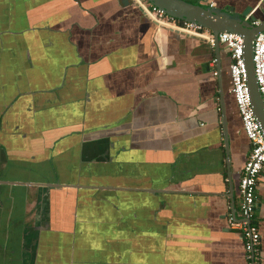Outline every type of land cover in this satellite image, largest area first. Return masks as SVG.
Wrapping results in <instances>:
<instances>
[{
    "label": "crops",
    "instance_id": "obj_1",
    "mask_svg": "<svg viewBox=\"0 0 264 264\" xmlns=\"http://www.w3.org/2000/svg\"><path fill=\"white\" fill-rule=\"evenodd\" d=\"M229 65L133 0H0V264H244Z\"/></svg>",
    "mask_w": 264,
    "mask_h": 264
},
{
    "label": "built area",
    "instance_id": "obj_2",
    "mask_svg": "<svg viewBox=\"0 0 264 264\" xmlns=\"http://www.w3.org/2000/svg\"><path fill=\"white\" fill-rule=\"evenodd\" d=\"M144 16L156 24L176 32L202 38L210 47L215 40L227 50L230 58V92L240 118L242 130L249 142V153L239 179V219H230L229 226L239 231L244 253V264H261L260 234L254 221L256 209L255 189L264 167V131L258 122L251 104L245 62L243 58V39L231 32H212L195 23L179 20L169 16L163 10L153 6L147 0H133ZM250 15L246 16V19ZM252 21V25H257ZM252 64L255 81L258 87L262 108L264 111V30L257 33L252 44ZM215 75V72L213 73Z\"/></svg>",
    "mask_w": 264,
    "mask_h": 264
},
{
    "label": "water",
    "instance_id": "obj_3",
    "mask_svg": "<svg viewBox=\"0 0 264 264\" xmlns=\"http://www.w3.org/2000/svg\"><path fill=\"white\" fill-rule=\"evenodd\" d=\"M153 6L163 10L166 14L179 20L198 24L209 29L213 35L220 32H231L240 35L243 39V58L245 62L247 86L254 114L264 131V111L255 81L252 64V44L257 33L264 30V21L252 25V18L248 16L249 7L241 14L234 13L232 9L223 11L213 4H192L184 0H147ZM124 2V1H123ZM127 2V0H126ZM203 40V39H202ZM215 40L213 47L218 46Z\"/></svg>",
    "mask_w": 264,
    "mask_h": 264
}]
</instances>
